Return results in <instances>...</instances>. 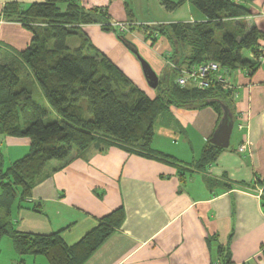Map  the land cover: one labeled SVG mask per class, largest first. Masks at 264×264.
Segmentation results:
<instances>
[{
	"label": "crops",
	"instance_id": "obj_1",
	"mask_svg": "<svg viewBox=\"0 0 264 264\" xmlns=\"http://www.w3.org/2000/svg\"><path fill=\"white\" fill-rule=\"evenodd\" d=\"M43 1L0 0V51L16 56L33 40L32 32L3 17L5 6L15 3L26 8ZM78 2L87 10L106 9L111 24L144 25L127 0ZM243 3L251 16L231 23L235 28L244 27L245 32L257 28L264 34V0ZM200 21L204 18L199 15L171 22ZM85 36L93 46L90 55H105L138 89L150 98L159 96L117 32L100 24L84 25L78 36L68 39L69 46L71 38L80 37L69 48L77 49ZM146 36L140 28L129 29L125 40L151 65L159 76L158 88L163 86L167 92L176 83L174 69L180 59H172L174 47L166 37L152 42ZM259 45L264 48V39ZM243 58L251 61L253 57L244 52ZM228 78L233 90L234 130L230 147L207 169L198 170L196 163L213 138L220 115L212 107L171 105L157 118L152 142V151L167 159L94 145L83 156L52 161L31 197L14 205L16 230L38 235L59 232L73 246L107 215L123 209V224L85 264H222L218 250L225 246L232 264H264V61L251 75L233 71ZM242 117H246L247 127L240 131ZM7 139L10 137L2 142ZM243 145L245 152L240 151ZM21 262L49 264L41 255L21 257L8 238L0 249V264Z\"/></svg>",
	"mask_w": 264,
	"mask_h": 264
},
{
	"label": "trees",
	"instance_id": "obj_2",
	"mask_svg": "<svg viewBox=\"0 0 264 264\" xmlns=\"http://www.w3.org/2000/svg\"><path fill=\"white\" fill-rule=\"evenodd\" d=\"M252 1L161 0L168 12L187 3L204 21L137 27L132 23L130 30L140 28L152 42L159 37L171 41L172 59H180L174 72L214 61L231 71L251 75L261 65L259 42L264 34L257 28L245 32L244 27L235 28L231 21L251 16L250 8L243 2ZM3 17L32 32L33 40L15 56L19 61L0 63V142L5 137H25L31 142L29 153L8 167L0 149V243L8 237L21 257L41 255L49 264H85L123 224L125 212L118 209L110 213L73 246L67 245L59 232L38 235L17 231L13 207L31 197L49 163L83 156L94 145L117 146L129 153L167 159L152 151L154 124L159 115L169 106L178 105L194 109L212 107L220 121L227 109L234 118L233 90L218 84L197 89L175 83L153 99L108 57L101 53L90 55L93 46L86 37L77 49L71 50L68 39L78 35L84 25L100 24L117 32L104 8L87 10L78 0H44L26 8L15 3L6 5ZM217 32H222L220 38ZM118 35L125 40L123 34ZM244 52L252 54L251 61L243 58ZM26 71L37 81L57 120L48 121L47 110L35 102L30 82L24 78ZM222 150L208 143L196 168L207 169ZM228 249L225 246L218 250L222 264H232Z\"/></svg>",
	"mask_w": 264,
	"mask_h": 264
},
{
	"label": "rangeland",
	"instance_id": "obj_3",
	"mask_svg": "<svg viewBox=\"0 0 264 264\" xmlns=\"http://www.w3.org/2000/svg\"><path fill=\"white\" fill-rule=\"evenodd\" d=\"M127 1H128V4L130 5V7L133 9V12L135 13L137 19L139 20V23H142L144 25H150L151 26V25L158 24V23H164L166 21H167V23L171 22V21H188V20L192 19V17L197 18L199 15L201 17V14L196 9H194L191 5L189 6L187 3L184 4L183 6H181L176 11L168 12L164 9V7H162L161 0H127ZM170 1L176 2L177 0H170ZM89 10H91V9H89ZM121 23L126 24V22H121ZM171 23H173V22H171ZM129 27H128V29H130ZM117 33L123 34L124 39H126L125 36L129 32L117 30ZM217 35L220 38L222 35V32H217ZM76 36H78V35H76ZM118 37H119V35H118ZM78 39H80V37L71 38V41H69V47L74 48ZM161 39H163V38H161ZM171 46H173L172 43H171ZM5 51L6 50L0 51V63L1 64H9L15 59L17 61H19L18 57H15L13 54H9L8 51H7L8 55H6L4 53ZM165 53H167V50L165 51ZM186 55L187 54L184 55V58L186 57ZM25 75L26 76H24V78L27 80V83L30 82V89L32 91L33 98H34L35 102L38 103L42 108L47 110L48 121L57 120L56 114L48 106L37 81H35L34 77L28 71H26ZM179 75H180L179 71L174 72L173 78L175 81H177V78L179 77ZM154 90H156L157 95H160L161 93L165 92L163 86L160 88L157 87ZM232 140L234 142V138ZM30 145H31L30 139L25 138V137H10V139H7L6 143H3L1 141L0 142V149H1V151H3V154L7 153L6 155H4L5 166L8 167L15 160H17V159L25 156L26 154H28L30 151ZM7 239L8 238L4 237L1 240L0 249H2L4 242L7 243ZM8 241H10V240H8ZM41 258H43V257H41Z\"/></svg>",
	"mask_w": 264,
	"mask_h": 264
},
{
	"label": "built area",
	"instance_id": "obj_4",
	"mask_svg": "<svg viewBox=\"0 0 264 264\" xmlns=\"http://www.w3.org/2000/svg\"><path fill=\"white\" fill-rule=\"evenodd\" d=\"M131 25V24H130ZM113 26L119 31L129 32L128 24L117 22ZM126 26V27H125ZM260 62L264 61V48H261ZM180 75L177 78L176 84L180 87H194L197 89H208L214 84L222 86L225 90L232 89V85L229 81V74L232 73L230 69L221 66L214 61L203 62L195 64L189 68H183L180 71ZM242 123L238 125V129L243 131L247 124L246 117H242ZM247 150L246 145L240 148V151L245 152Z\"/></svg>",
	"mask_w": 264,
	"mask_h": 264
},
{
	"label": "water",
	"instance_id": "obj_5",
	"mask_svg": "<svg viewBox=\"0 0 264 264\" xmlns=\"http://www.w3.org/2000/svg\"><path fill=\"white\" fill-rule=\"evenodd\" d=\"M126 47L137 57L141 63L144 75L150 87L156 89L159 85V76L153 70L151 65L140 55L138 49L133 46L127 40L121 39ZM234 130V118L227 109H224L223 117L218 125V128L210 140V143L222 149H227L230 147V140Z\"/></svg>",
	"mask_w": 264,
	"mask_h": 264
}]
</instances>
